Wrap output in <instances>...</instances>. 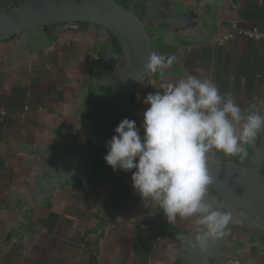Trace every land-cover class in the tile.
Listing matches in <instances>:
<instances>
[{"label":"water","instance_id":"water-1","mask_svg":"<svg viewBox=\"0 0 264 264\" xmlns=\"http://www.w3.org/2000/svg\"><path fill=\"white\" fill-rule=\"evenodd\" d=\"M225 10L222 0H0V43L32 33L30 46L38 50L77 36L93 45L98 63L90 71L86 104L70 119L48 127L51 141L42 145L26 139L19 144L31 173L7 203L15 212L13 238L20 240L30 231L36 206L50 205L57 192L70 187L81 190L105 183L116 190L96 215L94 235L150 212L132 188L131 172H114L105 163V142L125 117L136 121L143 135L138 112L142 100L135 97L138 84L143 79L169 83L191 74L180 48L211 43ZM152 53L174 57V63L163 71L146 72L143 66ZM240 106L264 114V106ZM246 147L249 155L243 160L215 151L207 159L213 183L206 200L233 213L228 234L204 252L190 247V239H181L165 264H241L252 248L264 255V133ZM196 230L195 224L185 237L191 238Z\"/></svg>","mask_w":264,"mask_h":264},{"label":"crops","instance_id":"crops-1","mask_svg":"<svg viewBox=\"0 0 264 264\" xmlns=\"http://www.w3.org/2000/svg\"><path fill=\"white\" fill-rule=\"evenodd\" d=\"M193 1V0H186ZM226 8L219 32L211 43L184 44L180 48L186 69L201 79H211L220 92L235 101L264 106V39L240 36L224 45L216 38L232 20L244 29L264 33V0H222ZM32 33L16 35L0 43V264H165L168 252L180 235L195 229V221L178 220L170 225L158 207L128 222H119L100 235L91 233L98 211L109 204L116 190L105 183L73 187L57 192L50 205L36 206L31 229L22 238L12 237L15 212L7 207L11 192L24 188L31 169L19 151L22 140L46 145L49 126L70 119L86 104L91 69L96 66L93 45L67 36L33 50ZM153 86L146 92L138 84L135 97L142 100L138 112L148 107L147 94L162 91L165 79H143ZM27 107V109H24ZM102 188L106 194L99 193ZM241 264H264L255 249Z\"/></svg>","mask_w":264,"mask_h":264},{"label":"clouds","instance_id":"clouds-1","mask_svg":"<svg viewBox=\"0 0 264 264\" xmlns=\"http://www.w3.org/2000/svg\"><path fill=\"white\" fill-rule=\"evenodd\" d=\"M174 59L152 53L143 67L156 73ZM162 89L144 98L143 135L136 121L125 117L105 142L103 159L114 172H131L132 188L144 206L158 207L170 225L196 217V233L178 238L190 239V247L204 252L228 234L233 220L231 211L218 210L206 200L213 183L208 155L215 151L247 158L246 146L264 133V114L241 108L230 92L222 94L211 79L193 74Z\"/></svg>","mask_w":264,"mask_h":264},{"label":"built area","instance_id":"built-area-1","mask_svg":"<svg viewBox=\"0 0 264 264\" xmlns=\"http://www.w3.org/2000/svg\"><path fill=\"white\" fill-rule=\"evenodd\" d=\"M236 36H240V37L252 40V41H259L260 39H264V33L259 31L256 27H253L250 29H244L238 25L237 20H232L229 24L228 30H226L225 32L220 34L216 38L215 43L217 45H224L228 41L234 39ZM139 85H141L142 88L144 89V91H146V92L152 91L153 86L150 82H146V81L142 82V80H141ZM24 109H27V107H24ZM5 112H6L5 109H3V108L0 109L1 114H4ZM99 193L106 194L107 189L102 188L99 190Z\"/></svg>","mask_w":264,"mask_h":264}]
</instances>
